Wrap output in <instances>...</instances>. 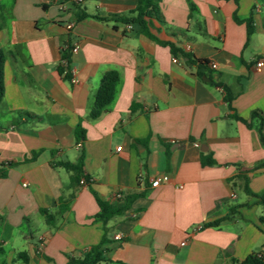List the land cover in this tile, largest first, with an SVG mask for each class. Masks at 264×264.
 Returning <instances> with one entry per match:
<instances>
[{
    "label": "crops",
    "instance_id": "obj_1",
    "mask_svg": "<svg viewBox=\"0 0 264 264\" xmlns=\"http://www.w3.org/2000/svg\"><path fill=\"white\" fill-rule=\"evenodd\" d=\"M75 2L0 0V262L77 264L99 245L98 264H235L262 250L264 0L160 1L164 23L150 31L206 60L202 68L134 24L76 20ZM136 3L79 1L101 17ZM73 43L74 83L57 69ZM109 70L113 99L91 119ZM81 152L83 176L72 181L59 163ZM161 174L168 180L151 186ZM93 192L111 204L138 195L102 221Z\"/></svg>",
    "mask_w": 264,
    "mask_h": 264
},
{
    "label": "trees",
    "instance_id": "obj_2",
    "mask_svg": "<svg viewBox=\"0 0 264 264\" xmlns=\"http://www.w3.org/2000/svg\"><path fill=\"white\" fill-rule=\"evenodd\" d=\"M81 1V0H80ZM161 0H137V3L134 8L129 10L127 13L122 15H117L114 17H101L97 14H89L86 12L84 7H81L79 5V1L75 2V19L80 20L85 17H92L98 20L103 21H115L120 22L123 24H134L138 26L139 30L148 36L150 39L156 41L157 43L167 45L169 47V50L171 54L174 57H181L184 58L185 61L189 65H196L198 68H202L206 66L207 61L206 60H196L190 53L184 51L182 48L176 46L174 43L170 41H162L158 39L151 31L150 27H152V20H156L160 23H164L163 17L160 11L159 3ZM252 28L248 26L247 28V34L251 32ZM69 46V45H68ZM61 57L68 58L69 62L71 59V54L67 49H63L61 51ZM4 58L3 54L0 52V101L2 99L3 93H4ZM57 69L60 74H62L65 67L60 66L58 64ZM62 76L65 79H69L70 74H62ZM118 81V72L116 70H109L105 72L99 81V85L95 91L94 98H93V105L91 110L89 111L88 117L91 119H94L99 116V114L109 105L111 100L113 99L114 92H115V86ZM225 100L229 103L231 101V96L227 95L225 97ZM76 140L83 139L85 135V130L81 126V124H78L74 131ZM261 140L264 142L263 137L261 136ZM35 156L32 155L31 158ZM83 160H84V154L81 152L75 162H60L59 165L63 166L68 171H71L73 174L71 176L72 181H77L79 176H83ZM207 163H213V160L211 158L209 159H202V164ZM244 190L246 193H252L247 185L245 184ZM93 195L96 199V202L99 207V211L96 214V217L102 221L106 220L107 218L124 213L128 208L133 198H135L138 194H133L128 196L123 203L118 204H111L108 203L102 199H100L95 192H93ZM261 198L262 202H264V191L258 194ZM46 220L49 222V214L46 210H43ZM215 221H212L206 225H215ZM264 251V243L262 245V250L252 252L248 254L244 259L242 260H234L235 264H264V254L262 253ZM19 259L26 260V256L23 253H19L17 255ZM103 253L99 249V245L95 247L94 253L90 259H85L81 261H77V264H98L101 260H103ZM0 264H5L3 262H0Z\"/></svg>",
    "mask_w": 264,
    "mask_h": 264
},
{
    "label": "built area",
    "instance_id": "obj_3",
    "mask_svg": "<svg viewBox=\"0 0 264 264\" xmlns=\"http://www.w3.org/2000/svg\"><path fill=\"white\" fill-rule=\"evenodd\" d=\"M76 1H80V0H76ZM71 25L72 24H68L67 27L70 28ZM63 49H67L69 51V53L72 55L74 52L77 51L78 44L77 43H73L72 45H69V46L68 45H65L62 48V50ZM262 63H263L262 60H257L256 63H255V68L256 69H259L261 67ZM59 65L65 67V69L62 72V74L69 73L70 74V81L72 83L76 82V79H75V77H74V75L72 73V70L69 68V60H68V58L61 57L60 58V61H59ZM210 66L212 68H215L216 65H215V63H210ZM117 149L119 150L120 149V146H118ZM167 180H168V176L166 174H161L160 176H158V177H156V178H154V179L151 180V186H157V185L160 184V182H165ZM80 183L81 184H86L87 183V180L85 178H82V179H80ZM119 197H120V194H117L116 195V198H119ZM199 228H201V226H197L196 227V229H199ZM115 238L120 239L121 238V235L120 234H117L115 236ZM184 243L185 242H181V244H184Z\"/></svg>",
    "mask_w": 264,
    "mask_h": 264
}]
</instances>
